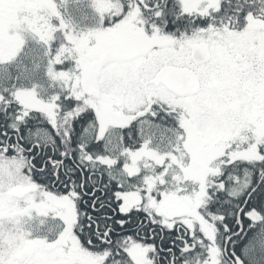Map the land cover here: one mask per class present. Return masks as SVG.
<instances>
[{
    "label": "snow or ice",
    "instance_id": "obj_1",
    "mask_svg": "<svg viewBox=\"0 0 264 264\" xmlns=\"http://www.w3.org/2000/svg\"><path fill=\"white\" fill-rule=\"evenodd\" d=\"M0 264H264V0H0Z\"/></svg>",
    "mask_w": 264,
    "mask_h": 264
}]
</instances>
